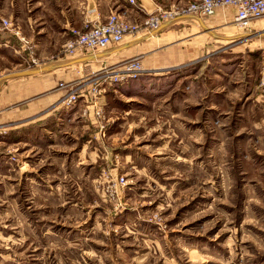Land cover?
Listing matches in <instances>:
<instances>
[{
	"label": "rangeland",
	"instance_id": "rangeland-1",
	"mask_svg": "<svg viewBox=\"0 0 264 264\" xmlns=\"http://www.w3.org/2000/svg\"><path fill=\"white\" fill-rule=\"evenodd\" d=\"M187 1L191 0H176L160 7L164 10L175 2ZM156 9L157 6L144 11L139 20L131 21L141 22ZM113 11L119 13L114 9L108 13ZM215 12L223 15L221 21L213 18L214 13L201 17L214 32L244 34L264 30V16L251 20L248 31L235 23L231 6ZM2 19L8 24L4 25ZM86 20L91 21L85 18L83 24ZM172 26L177 28L165 34V45L175 42L190 52L189 57L164 68H146L145 53L138 54L143 69L115 85L123 88L122 93L109 94L114 88L111 87L104 91L106 95L99 96L102 120L92 112L91 116L81 113L86 103L82 95L70 105L60 100L68 89L86 92L87 75L93 70L130 56L98 61L90 68L81 63L64 68L68 74L51 87L52 91L62 90L53 104L69 111L78 102L81 107L80 115L57 126L59 132L54 137H43L47 140L44 144L50 147L39 148L38 153L55 156L53 166L46 165L43 159V164L25 170L24 176L17 178L14 153L0 151V160L13 162L2 164L0 169V264H264V151L257 150L256 140L249 148L239 144L244 132L230 135L237 127L235 120L239 119L243 100H254L264 107V35L220 40L208 30L202 31L195 19ZM0 28L18 40V47L12 43L17 54L8 56L9 66L14 65L10 61L18 60L22 64L16 67L29 69L61 56H72L60 50L65 39L54 52L38 55L33 41L9 16L0 18ZM19 36L27 41L23 43ZM222 54L230 55L225 67L233 70V75L222 74L223 82H216L215 71L223 70L215 60ZM199 63L204 64L197 77L190 75L195 85H201L198 90L202 92L195 106L200 109V120L193 125L205 127L200 136L183 138L178 131L182 115L177 114V100L183 91L174 83L177 75L195 72ZM215 83H224L222 92L228 93L225 99L233 100L228 136H211L209 124L221 127L223 116L219 109H213L210 122L204 119L211 111L209 100L221 95L210 90ZM249 83L257 84L251 99L246 96ZM5 133V126H0V134ZM81 150L86 158L79 165H59L60 160L75 162ZM109 173L124 176L119 199L107 191ZM83 175L88 176L94 191L90 199L81 194ZM36 192L39 197L33 201Z\"/></svg>",
	"mask_w": 264,
	"mask_h": 264
},
{
	"label": "crops",
	"instance_id": "crops-1",
	"mask_svg": "<svg viewBox=\"0 0 264 264\" xmlns=\"http://www.w3.org/2000/svg\"><path fill=\"white\" fill-rule=\"evenodd\" d=\"M173 1L176 0H135L134 3L129 0H0V18L9 16L12 20L16 21L20 26L21 33L33 41L35 52L40 56H45L56 50L60 42L69 35L71 28H80L85 18H90L91 21H99L105 18L110 9H114L118 10L121 15H126L130 20H139L144 11L153 9L156 6L167 7ZM231 8L233 9V12H231L232 16H234L235 9L233 7ZM214 14L215 16H213V18L216 20L221 21L223 19L222 14L218 12H214ZM229 15L230 14H228L227 17ZM198 17L194 15H180L174 20L162 22L158 27L152 30H142L134 36L125 38L107 47L78 52L72 56H61L55 60L37 64L29 69L16 67L18 66L17 64H22L18 60L10 61L13 62L14 65H8V59L11 58L8 56H16L17 54V49L13 47L14 45H12V43L13 41L16 42L15 44H17L18 47V40L15 36L11 35V33L0 28V60L3 61L4 64L3 67L0 66V126H5L6 129L5 134H0V148L4 146L0 151L5 154L9 152L14 153L13 155L16 159L15 170L16 173L19 174L17 178L24 176L25 170H34L35 166L43 164V159L47 160L45 162L46 165L53 166L56 157L51 154L43 157V155L38 153L40 152L39 148L43 150H45V147L49 148L50 144H44V142L54 137L56 132H59L57 126L63 124L66 120L70 121L73 117L80 115L79 110L81 102L76 103L71 111H69V109L57 108L56 104H53L55 99L62 94V90L52 91L51 87L57 80L68 74L66 70L64 71V68L78 63L83 64L86 68H90L93 63L98 61L114 59L115 57L118 60L141 53H145L144 66L146 68H164L178 64L188 58L190 52L186 51L175 42H172V44L167 47L164 38L168 35L165 36L166 33L177 28L172 26L173 24H180L185 20H197L203 28L202 31L208 30L213 37L219 38L220 40H237L242 38L241 33L227 34L214 32L212 28H209L204 18L200 17L201 19H199ZM201 21L208 29L203 26ZM213 24L214 23H212L211 26ZM229 56L230 55L222 54L219 60H215L216 63H219V68L223 70L220 73L215 71L214 74L218 77L215 78L216 82L222 81V79L225 78L222 74H227L229 76L233 75V70L225 67L231 59ZM79 58L82 59L73 61ZM202 64L204 63H199L197 68L198 71L196 70L197 72L193 71V73L188 72L177 75V79L174 83L177 89H182L183 91V96L177 100V114L182 115L180 116L182 117V123L178 125V131L182 132L183 138L190 135L193 137L200 136L201 131L204 130L205 127L204 125L201 127L193 125L194 122L200 120V109H197L195 106L200 103V95L202 92L198 90L201 85L197 86L195 85V81L190 80V75H193L192 77H197V73ZM48 65L52 67L26 74L1 77L7 73L31 70L33 68H40ZM258 67L259 64L256 69ZM249 86L250 89L246 92L247 99H251L249 97L256 91L257 84L254 83L251 85V83H249ZM219 87L220 90H218ZM122 89L123 88L120 86H117L110 89L108 93L113 95L114 93L121 94ZM223 89L224 83H220V85L215 83V88L210 89L214 95H218L216 94L217 92H219V95L221 93V95L217 100H209L208 107L211 108V111L204 117V119L210 122L214 112L213 109H219V113L223 116L220 120L221 127L209 124V130L213 131L211 134L213 137H216L217 133L228 136L226 131L229 121H232L230 116L233 111L230 105L233 103V100L225 99L228 93L222 92L225 91ZM47 92L48 94L44 95ZM104 95H106V93L103 94V96ZM221 98L224 100H220ZM89 116H91V113ZM92 116L95 118L94 115ZM235 121H238L237 127H235V131L230 135L234 137L238 135L237 133L244 132L243 137L239 134L240 139L237 141L239 144L244 145L245 148H249L253 145L254 140H256L257 150L264 151V107L262 104H257L254 100H243L239 109V119ZM43 137L48 139L44 141ZM251 138L253 139L252 143ZM52 144L54 145L55 141H53ZM195 152L194 150L191 153ZM37 153L39 157L35 159L34 155ZM83 158L86 157L83 150H81L77 154V161L75 160V162H73V159L72 161L70 159L63 162V160H60L59 165H64L65 163L66 167L67 165H79L78 163L83 162ZM246 161H248L246 162L247 164L250 163L249 160ZM4 163L12 164L13 162L1 158L0 169L3 168L2 164ZM5 168L7 169L8 167L5 166ZM68 174L78 175L73 172H69ZM81 178H85L84 184L80 183V185L83 186L81 194L90 199L92 195H94V191H92L89 186L90 183L87 181L88 176L83 175ZM28 183L33 185L31 182H26V184ZM35 189L36 188H33L34 192ZM36 193L37 194L34 193L33 201L38 200L37 197H39V192ZM30 201L31 200H29V202Z\"/></svg>",
	"mask_w": 264,
	"mask_h": 264
},
{
	"label": "built area",
	"instance_id": "built-area-1",
	"mask_svg": "<svg viewBox=\"0 0 264 264\" xmlns=\"http://www.w3.org/2000/svg\"><path fill=\"white\" fill-rule=\"evenodd\" d=\"M134 3L135 0H129ZM231 6L235 9L233 20L242 30H251V20L264 16V0H191L184 4L173 3L167 9L162 10L157 6L156 12L146 17L141 22L124 19L117 12H110L99 21L91 22L86 20L82 27L71 28V34L65 38L61 44V52L68 55H75L78 52L91 51L107 47L125 39L126 35L134 36L146 29L147 31L158 27L162 22L174 20L180 15L207 16L213 14L218 8ZM4 25L8 21L2 19ZM14 35L18 31L11 28ZM19 39L24 43L23 37ZM143 65L141 56L134 55L125 58L117 64H103L100 68L93 70L87 76L89 83L84 91H73L68 89L62 96L60 103L70 105L77 101V97L82 95L85 104L82 114L92 112L99 120L103 119L102 106L99 103V96L108 88L115 87L127 81L129 78L137 76L142 71ZM90 86V88H88ZM98 96V97H97ZM108 188L111 197L120 198L125 185L123 175L107 176Z\"/></svg>",
	"mask_w": 264,
	"mask_h": 264
},
{
	"label": "water",
	"instance_id": "water-1",
	"mask_svg": "<svg viewBox=\"0 0 264 264\" xmlns=\"http://www.w3.org/2000/svg\"><path fill=\"white\" fill-rule=\"evenodd\" d=\"M198 17V16H197ZM199 19H201L200 17H198ZM202 22V21H201ZM202 24H203V26H204V23L202 22ZM206 29H208L206 26H204ZM256 34H262V35H264V30H262L261 32L259 31V32H256V33H244V34H242V36L241 37H243V38H249V37H251V36H253V35H256ZM80 59H82V58H79V59H76V60H73V61H77V60H80ZM52 66H43V67H38V68H33V69H31V70H22V71H15V72H11V73H7V74H5V75H3V76H1L2 78L3 77H6V76H11V75H17V74H26V73H31V72H36V71H39V70H44V69H49V68H51Z\"/></svg>",
	"mask_w": 264,
	"mask_h": 264
}]
</instances>
